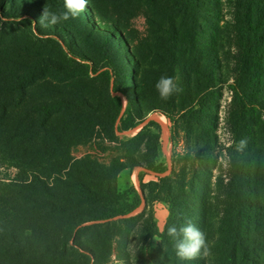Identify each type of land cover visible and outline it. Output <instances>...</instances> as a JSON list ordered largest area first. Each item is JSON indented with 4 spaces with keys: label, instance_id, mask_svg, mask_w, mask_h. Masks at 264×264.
<instances>
[{
    "label": "trees",
    "instance_id": "obj_1",
    "mask_svg": "<svg viewBox=\"0 0 264 264\" xmlns=\"http://www.w3.org/2000/svg\"><path fill=\"white\" fill-rule=\"evenodd\" d=\"M213 2L216 0H211L210 4L204 6L201 0H184L182 4L177 1H164L161 8H172L174 14L166 15L161 9V15L156 13L151 15L155 12L153 8L146 16L152 17L155 23L162 25L166 32L168 31L172 45L167 50L166 64L169 68L178 64L179 68L178 71L176 69L171 71L175 73L173 80H176L180 91L173 93L158 107L159 111L171 121L174 120L172 113L196 114L200 110L197 105L199 101L192 98L186 100L183 96L185 79L178 75L182 68L179 59L187 65L193 57H202V51L196 47V42L200 37L199 33H204L201 29L203 22L211 24L208 17L210 12L215 19L210 25L215 31L213 35L215 39L212 43L213 47L210 43L207 49L215 51V48L222 44L224 36L233 46L235 75L232 107L236 105L240 108L242 126L249 127L250 131L245 140L251 159L240 180L241 189L236 193L235 183L238 180V172L229 184L232 195L228 199L231 206L219 205V209L216 210L210 200L207 199L202 203L201 190L192 187L187 191L182 175V179L177 182L182 184L179 193L172 188L175 183H172L170 177L165 176L159 182L143 183L142 181L143 195L133 187L129 189L127 192L133 193L134 196L128 207H113L110 203H114L119 197L117 177L121 171L143 167L157 173L166 172V168L143 159L146 156V149L151 150L154 157L157 156L158 136L149 129L151 124L157 123L151 121L134 137L116 135L117 132L124 133L138 127L145 117H142V108L135 101L124 109L122 98L110 93L106 103L93 102L85 95L71 102L75 107L84 106L88 111L95 113L101 108L109 111V114L114 112L115 117L109 121V126L106 128L107 133H103L101 129L95 136L94 124L104 121L101 113L95 115L97 117H92L91 121H81V112L60 117L61 119L49 120L56 100L39 105L33 104L34 114L28 117L33 123H26L27 127L22 129L24 123L14 124V117L22 116L20 110L24 106L23 100L28 97L35 81L20 76L12 62L2 61L0 63V157L9 154H12V157L13 151H20L25 158H28L26 165L22 167L26 178L0 183V264H90L92 259L102 262L106 256L98 251L97 242L87 236L91 229L88 224L126 216L142 205V197L146 201L144 211L120 221L129 222V229L121 238L123 249L128 246L133 247L134 240L142 246L158 233L155 230L156 222L152 219L140 228L137 220L150 211L156 202L168 198L170 216L167 226L173 223L177 225L193 223L205 234L208 253L205 255L202 249L196 259L180 261L175 255V241L167 236L166 228L162 238L164 245L167 246V252L161 258L157 255L163 248L158 249L153 256V264H264V131L260 133L258 129L264 128L262 118L264 0H232L234 19L228 29L217 20V9H214ZM93 10L91 1L86 0V6L80 13L85 22L89 19L88 12ZM122 13L124 10L119 9L116 16L120 18ZM92 29L96 30L95 27ZM184 35L188 45L182 51ZM104 39L113 43L126 60L129 72L135 73L130 64L132 49H125L129 45V40L124 25L116 21L112 31H106ZM210 68L212 69L213 66ZM216 68L222 71L221 63H218ZM105 72L110 86L112 79L109 71ZM132 78L135 81L133 76ZM120 90L117 87L116 93L121 92ZM126 92L128 95L130 90L127 89ZM137 99L150 102L143 99L141 94H138ZM63 101L70 104L67 99ZM62 107L69 106L62 105ZM246 107L250 108L252 115H246ZM185 116L187 115L182 116L183 120ZM75 122L78 124L70 126ZM185 128L191 140L197 141L199 133L196 127L186 121ZM94 140H100L99 150L104 147L102 140L110 142L124 140L123 146L129 149V153L118 152L109 164L100 163L97 156L90 154L81 158L72 156L74 148L86 146ZM145 141H148L145 145L146 149L142 147ZM135 143H139L137 149L130 153V148H133ZM8 148L13 151L9 152ZM115 150H120V147L116 145ZM192 160H196L194 154L185 158V161ZM251 166V179H247ZM250 180L251 184H249ZM181 197L191 198L192 204L181 201L179 199ZM211 212L215 213V219L209 222ZM72 240L74 242L71 244ZM129 255L127 251L126 257Z\"/></svg>",
    "mask_w": 264,
    "mask_h": 264
},
{
    "label": "rangeland",
    "instance_id": "obj_2",
    "mask_svg": "<svg viewBox=\"0 0 264 264\" xmlns=\"http://www.w3.org/2000/svg\"><path fill=\"white\" fill-rule=\"evenodd\" d=\"M90 1L94 10L88 12L87 23L79 14L77 18H70L45 27L40 23L43 10L62 13L65 11L64 0H0V63L12 62L20 76L35 81L28 97L23 100L24 106L20 110L22 116L15 115L13 123L16 125L24 123L21 128L25 129L26 123H33L28 118L34 114L33 104L39 105L56 100L49 120L61 119L60 117L81 112V121H91L92 117L101 113L104 121L94 124L96 125L95 136L101 129L103 133H107L106 128L109 126V121L115 117L114 112L109 114V111L101 108L95 113L88 111L84 106L75 107L71 102L85 95L93 102L106 103L110 93L117 94L123 100L124 109L135 101L142 108L143 112L139 109V113L142 112V117L145 118L138 127L124 133L117 132L116 135L134 137L151 121L156 122L157 124H151L149 129L151 133L158 136L157 156L154 157L153 152L146 149L145 145L148 141H145L142 144V147L146 149V156L143 159L166 168V172L157 173L143 167L121 171L117 177L119 197L114 203H110L113 207H128L134 196L133 193H128L129 189L133 187L140 195H143L142 181L143 183L159 182L165 176L170 177L172 183H175L172 188L179 193L182 184L177 182L182 179V175L187 191H190L192 187L201 190L202 203L208 199L214 204L216 210L219 209V205L231 206L228 199L232 195L229 184L238 172V180L235 183L236 193L241 189L240 180L251 159L248 146L239 145V141L245 140L250 130L248 126H242L240 108L236 105L232 107L235 75L232 59L233 46L224 36L222 44H219L215 51L207 49L215 39L213 36L215 31L210 26L213 24V13L210 12L208 16L211 24L203 22L201 29L204 33H199L200 37L196 42V47L202 51V57H193L187 65L179 59L182 68L178 75L185 79L183 96L186 100L192 98L199 101L197 105L200 110L196 114L191 112L183 114L187 115L185 120L182 119V114L172 113L174 120L171 121L158 109L164 100L156 91L155 84L161 76L175 79L173 71L175 69L178 71L179 68L178 64L171 68L166 64L167 50L172 45L168 31L166 32L162 25H158L152 17L146 15H149V11L153 8L155 12L151 15L155 13L161 15V9L166 15H172L174 14L172 8H161L162 3L177 1L182 4L184 0ZM210 1L201 0L204 6L210 4ZM213 7L217 9L219 23L228 29L234 19L232 0H216L213 2ZM119 9L124 10L120 18L116 16ZM116 21L124 25V31L129 40V45L125 49H132L130 64L135 73L129 72L126 60L113 43L104 39V34L106 31H112ZM93 27L96 28L95 31ZM182 44H184L182 49L184 51L188 45L185 35ZM218 63H221L222 71L216 68ZM211 66H213L212 69ZM105 71H109L112 79L110 86ZM174 82L176 83V80ZM117 87L121 89V92L116 93ZM127 89L130 90L128 95ZM138 94L150 102L138 100ZM64 99H67L70 104L63 101ZM62 105L69 107H62ZM245 110L247 116L252 115L249 107ZM262 118L264 120V114ZM186 121L196 127L199 133L197 141L191 140L186 132ZM76 124L78 122L70 126ZM55 126L60 125L55 124ZM258 129L260 133H263V127ZM102 142L104 143L102 150L98 149L100 140H94L86 146L74 148L72 156L81 158L90 154L97 156L100 163L109 164L118 152L129 153V149L123 146L124 140H112V142L102 140ZM138 144L135 143L133 148H130V153L135 152ZM116 145L120 147V150H115ZM8 150L13 151L9 148ZM190 154H194L196 160L185 161L186 156ZM11 155L0 157V183L26 178L22 167L26 165L28 157L25 158L20 151H13V156ZM251 169L252 166L249 168L247 179H251ZM142 198V205L126 216L93 221L88 224L91 229L87 236L97 242L98 251L106 256L102 262L92 259L90 264H153V256L158 249L163 248L157 256L162 258L164 253L166 254L167 246L163 243L162 235L167 228L170 216L168 198L156 202L150 211L137 220L140 228L152 219L156 222L155 230L158 233L142 246L134 240L133 247L128 246L126 250L122 248L121 238L129 229V222L121 223L120 221L137 216L144 211L146 201L144 197ZM179 199L192 204L191 198ZM214 217L215 213L211 212L209 222L215 219ZM73 242L72 240L71 244ZM127 251L130 254L128 257H126Z\"/></svg>",
    "mask_w": 264,
    "mask_h": 264
},
{
    "label": "clouds",
    "instance_id": "obj_3",
    "mask_svg": "<svg viewBox=\"0 0 264 264\" xmlns=\"http://www.w3.org/2000/svg\"><path fill=\"white\" fill-rule=\"evenodd\" d=\"M85 6L86 0H64V12L57 14L44 9L40 17V23L48 27L61 21H67L70 18H77ZM155 89L162 100H167L173 93L180 91L173 78L166 76L160 77L155 84ZM239 145L241 147L246 145V140L241 139ZM166 234L175 241V255L180 261L196 259L202 249L205 255L208 253L205 234L191 222L183 225L173 223L167 226Z\"/></svg>",
    "mask_w": 264,
    "mask_h": 264
}]
</instances>
